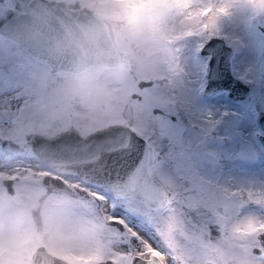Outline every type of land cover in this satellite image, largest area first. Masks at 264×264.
<instances>
[{"label":"clouds","instance_id":"obj_1","mask_svg":"<svg viewBox=\"0 0 264 264\" xmlns=\"http://www.w3.org/2000/svg\"><path fill=\"white\" fill-rule=\"evenodd\" d=\"M245 16L264 19V0H32L27 11L0 29V70L22 69L5 85L10 95L0 100V140L30 150L37 138L52 142L75 134L87 140L112 127L134 134L151 123L142 98L136 99L141 85L183 113L191 106L184 92L189 45L214 35L221 23ZM58 63L66 67L56 71ZM17 97L23 111H13ZM100 159L96 155L89 162ZM36 172L48 175L25 179L28 184L18 198L0 200L5 264H111L113 233L102 218L86 221L62 191L47 193L49 175L61 177L55 170L40 167ZM136 179L127 177L128 182ZM149 180L173 198L183 191L167 172H153ZM199 183L197 191L180 200L182 208L165 206L152 215L141 210L142 220L147 218L176 264H254L264 215L233 211L209 238L206 230H194L189 219L228 193L206 179ZM232 199L240 201L239 194ZM257 207L264 209V200Z\"/></svg>","mask_w":264,"mask_h":264},{"label":"snow or ice","instance_id":"obj_2","mask_svg":"<svg viewBox=\"0 0 264 264\" xmlns=\"http://www.w3.org/2000/svg\"><path fill=\"white\" fill-rule=\"evenodd\" d=\"M208 11L210 10H205L206 13ZM138 95L142 97L140 103L147 121L151 123H145L141 130L134 134L125 133L119 127H112L92 135L107 134V155H117L120 158L121 162L118 165L113 162L116 177L114 181L110 180L104 185L99 182L95 186L80 185L55 175H49V181H59L66 189H74L77 196L83 193L79 203L84 207L91 205L92 208L98 209L102 204L109 205L110 211H105L102 225L113 233L109 244L111 264H161V261L165 264H176L175 257L162 246L160 237L146 217L143 218V222L147 231H139L129 226L127 219L118 214L117 210L123 208L142 219L141 210L152 215L165 206L182 208L180 200L197 191L201 187L199 182L204 178L198 174L193 163L195 146L186 143L183 130L176 127L181 113L167 107L165 102L154 94L151 87L142 88ZM16 99L18 109L23 111L24 104L19 102V97ZM216 123L210 113L203 116L189 114L188 125L194 130H199L201 139L207 137ZM7 147L8 145L0 144V150H6ZM19 171L21 170L18 169L17 173ZM23 171L28 174L24 179L34 175H48L33 171L31 168ZM153 172L175 175L181 182L182 193L173 198L171 193L164 192L159 184L149 180ZM112 174L110 171L109 175ZM130 175H136L137 179L128 182L127 177ZM17 178L18 175L13 174L9 179ZM207 182L222 186L228 196L222 201L214 202L200 217L190 218L189 224L194 230H206L211 238L223 229L224 222L230 218L233 211L250 209L264 215V209L257 207L261 200H264V184L257 186L231 182L219 184L208 180ZM100 188H103V191H100ZM237 194L240 201L244 199L251 201L256 197L255 204L245 205L232 199ZM253 260L254 264H264V236L256 241Z\"/></svg>","mask_w":264,"mask_h":264},{"label":"rangeland","instance_id":"obj_3","mask_svg":"<svg viewBox=\"0 0 264 264\" xmlns=\"http://www.w3.org/2000/svg\"><path fill=\"white\" fill-rule=\"evenodd\" d=\"M7 8H13L12 0H0V15ZM214 35L221 36L232 47L231 71L249 85L254 105L252 109L246 110L241 104L232 101L225 91L212 98L202 95L207 56L199 53V47L203 41H197L189 45L184 64L187 74L184 92L190 99L191 106L181 113L176 127L183 130L186 143L195 146L193 163L198 174L204 179L219 184L231 182L259 186L264 184V145L257 137L261 130L255 116L259 110H264V19H252L245 16L231 23H221L217 26ZM20 71L22 69L0 70V100L10 95L5 85L10 83L14 72ZM153 92L156 95L154 89ZM141 98V96L136 97L138 100ZM16 108L18 105L14 104L13 111ZM191 113L201 116L210 113L217 121L207 137L201 139L199 130L189 127L188 119ZM3 119L4 117L0 116V121ZM220 144L222 147L217 148ZM202 159L210 164L207 165L209 171L202 169L206 165ZM33 160V153L30 150H26L25 156H13L5 150H0V179L17 173L18 169L21 170L13 183V193H8L0 182V200L16 199L22 194L28 184V181L24 179L28 174L23 170L31 168L33 171H39L40 169L39 166L33 165ZM27 163H31L32 167L26 166ZM199 163H203L201 169L198 166ZM64 179L70 183L80 184L74 176L66 175ZM99 190L103 191L101 188ZM46 191L48 194H54L58 190L47 187ZM60 191L75 202L86 221L94 223L97 218H103L105 211H110L108 204H102L98 209L92 208L91 205L84 207L79 203L83 196ZM117 212L127 219L129 226L136 230L147 231L139 216L123 208H118ZM0 264H5L3 253H0Z\"/></svg>","mask_w":264,"mask_h":264},{"label":"water","instance_id":"obj_4","mask_svg":"<svg viewBox=\"0 0 264 264\" xmlns=\"http://www.w3.org/2000/svg\"><path fill=\"white\" fill-rule=\"evenodd\" d=\"M12 2L13 8H7L0 15V29L7 28L14 22L17 14L27 11L32 4V0H12ZM232 52V47L221 36L212 35L203 40L199 47V53L207 56V68L201 93L206 98H212L225 91L232 101L241 104L246 110H250L254 105V98L251 95L249 85L231 71L230 58ZM65 67V64L58 63L55 65V70L62 71ZM143 86L141 85V87ZM255 120L261 130L257 137L264 145V110H259L256 113ZM0 144L8 145L5 151L15 156L24 154L25 149L11 141L0 140ZM107 146V134L90 136L87 140H81L75 134H70L61 136L52 142L37 138L31 141L30 151L44 166L51 170H55L57 173L73 174L82 182L95 186L97 182L104 185L108 184L110 180L116 179L113 162L115 161L118 165L121 161L117 155H107ZM96 155L101 157L99 163H90L89 161ZM110 171L113 173L111 176L109 175ZM121 175H123L122 169ZM9 178L3 177L0 182L4 185L5 190L11 194L14 191L13 183L15 180ZM45 185L75 194L74 189H66L59 181L46 180ZM101 189L103 190V188ZM79 195L83 196V193Z\"/></svg>","mask_w":264,"mask_h":264},{"label":"built area","instance_id":"obj_5","mask_svg":"<svg viewBox=\"0 0 264 264\" xmlns=\"http://www.w3.org/2000/svg\"><path fill=\"white\" fill-rule=\"evenodd\" d=\"M33 158H34V163H33V165L36 167V166H39V168L40 167H45L44 165H42L38 160H37V158L35 157V156H33ZM31 161V160H30ZM35 163H37L38 165H36ZM26 166H29V167H32V165H31V163H27V165ZM25 168H27V167H25ZM45 168H47V167H45ZM50 170V169H49ZM14 174H17L18 176H19V174L18 173H14ZM12 176V174H10L9 176H6V177H11ZM64 178V177H63ZM75 179L81 184V185H86V184H84L80 179H78L77 177H75Z\"/></svg>","mask_w":264,"mask_h":264},{"label":"trees","instance_id":"obj_6","mask_svg":"<svg viewBox=\"0 0 264 264\" xmlns=\"http://www.w3.org/2000/svg\"><path fill=\"white\" fill-rule=\"evenodd\" d=\"M231 138L233 139L232 136H231ZM215 146H216V145H215ZM219 147L221 148V147H222V144H220L217 148H219ZM202 160L204 161V159H202ZM204 162H205V161H204ZM205 164H206V165L203 166L202 169H203V170H206V171H209V169H208L209 166H207V165H210V164H207L206 162H205ZM202 165H203V163H199V164H198V166L200 167V169H201V166H202ZM208 176H209V175H208Z\"/></svg>","mask_w":264,"mask_h":264},{"label":"bare ground","instance_id":"obj_7","mask_svg":"<svg viewBox=\"0 0 264 264\" xmlns=\"http://www.w3.org/2000/svg\"><path fill=\"white\" fill-rule=\"evenodd\" d=\"M137 230L142 231V230H140V229H137Z\"/></svg>","mask_w":264,"mask_h":264}]
</instances>
